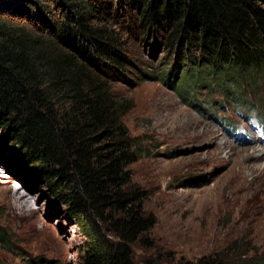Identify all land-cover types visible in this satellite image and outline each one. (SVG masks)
<instances>
[{"label":"trees","instance_id":"trees-1","mask_svg":"<svg viewBox=\"0 0 264 264\" xmlns=\"http://www.w3.org/2000/svg\"><path fill=\"white\" fill-rule=\"evenodd\" d=\"M124 18L185 59L166 76L183 100L206 90L263 107L264 0H0V129L78 227L82 264H137L132 246L155 225L131 186L143 153L110 77L130 65ZM10 239L0 228V248Z\"/></svg>","mask_w":264,"mask_h":264},{"label":"rangeland","instance_id":"rangeland-1","mask_svg":"<svg viewBox=\"0 0 264 264\" xmlns=\"http://www.w3.org/2000/svg\"><path fill=\"white\" fill-rule=\"evenodd\" d=\"M130 22L122 21L130 65L110 77L143 153L129 166L131 186L145 192L144 212L155 220L132 246L135 262L264 261V98L262 110L206 90L183 100L178 78L166 76L185 59L156 32L144 36ZM187 50L198 56L197 48ZM14 154L0 129V228L12 243V250L0 248V263L82 264L78 227ZM6 191L29 195L17 218Z\"/></svg>","mask_w":264,"mask_h":264},{"label":"bare ground","instance_id":"bare-ground-1","mask_svg":"<svg viewBox=\"0 0 264 264\" xmlns=\"http://www.w3.org/2000/svg\"><path fill=\"white\" fill-rule=\"evenodd\" d=\"M254 154H256V157L259 158L261 157L262 150H257L256 152H254ZM6 197L13 217L17 218L19 212H25V207L28 204L29 200L28 194L19 195L18 192L11 193L10 191H6Z\"/></svg>","mask_w":264,"mask_h":264}]
</instances>
